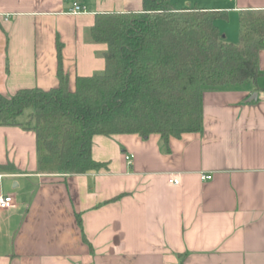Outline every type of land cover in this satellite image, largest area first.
Returning <instances> with one entry per match:
<instances>
[{
  "label": "crops",
  "instance_id": "obj_1",
  "mask_svg": "<svg viewBox=\"0 0 264 264\" xmlns=\"http://www.w3.org/2000/svg\"><path fill=\"white\" fill-rule=\"evenodd\" d=\"M74 2L85 10L72 13ZM170 2L227 12L216 22L234 43L240 12L264 8V0ZM142 7L0 0V92L55 87L60 67L75 89L77 75L106 65L107 43L88 37L96 14ZM259 67L256 80L205 89L202 129L167 146L159 133L95 134L92 155L108 166L83 173L39 172L35 130L1 124L0 194L15 206L0 207V264H264V49Z\"/></svg>",
  "mask_w": 264,
  "mask_h": 264
},
{
  "label": "trees",
  "instance_id": "obj_2",
  "mask_svg": "<svg viewBox=\"0 0 264 264\" xmlns=\"http://www.w3.org/2000/svg\"><path fill=\"white\" fill-rule=\"evenodd\" d=\"M227 16L219 10L178 9L170 0H143L139 11L98 12L88 37L107 43L105 68L77 75L75 89L60 67L55 87L0 92V125L35 130L43 173L107 167L92 155L95 134L159 133L167 146L171 136L200 131L205 89L261 74L264 8L240 12L238 43L222 38L216 21ZM28 107L33 110L22 122ZM77 220L82 226L80 213ZM83 238L91 246L84 232Z\"/></svg>",
  "mask_w": 264,
  "mask_h": 264
},
{
  "label": "built area",
  "instance_id": "obj_3",
  "mask_svg": "<svg viewBox=\"0 0 264 264\" xmlns=\"http://www.w3.org/2000/svg\"><path fill=\"white\" fill-rule=\"evenodd\" d=\"M85 10V7L80 4L79 2H74L73 7L70 9L72 13H79ZM264 97V95H263ZM126 157L130 160L132 158V155H126ZM202 177L204 179H210L213 177L212 174H203ZM172 182L177 183V180L174 178L170 179ZM15 206V201L12 195L10 194H0V207L3 208H10Z\"/></svg>",
  "mask_w": 264,
  "mask_h": 264
},
{
  "label": "rangeland",
  "instance_id": "obj_4",
  "mask_svg": "<svg viewBox=\"0 0 264 264\" xmlns=\"http://www.w3.org/2000/svg\"><path fill=\"white\" fill-rule=\"evenodd\" d=\"M32 110H33L32 107H28V108L25 110V113L21 116V118H24V116H27V114H28L29 112H31Z\"/></svg>",
  "mask_w": 264,
  "mask_h": 264
},
{
  "label": "water",
  "instance_id": "obj_5",
  "mask_svg": "<svg viewBox=\"0 0 264 264\" xmlns=\"http://www.w3.org/2000/svg\"><path fill=\"white\" fill-rule=\"evenodd\" d=\"M258 97V93L257 92H254L249 98L248 100H253V99H256Z\"/></svg>",
  "mask_w": 264,
  "mask_h": 264
}]
</instances>
